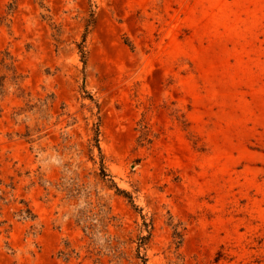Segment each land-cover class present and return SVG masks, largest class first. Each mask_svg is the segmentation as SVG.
Returning a JSON list of instances; mask_svg holds the SVG:
<instances>
[{
    "label": "rangeland",
    "instance_id": "obj_1",
    "mask_svg": "<svg viewBox=\"0 0 264 264\" xmlns=\"http://www.w3.org/2000/svg\"><path fill=\"white\" fill-rule=\"evenodd\" d=\"M0 60V264H264V0H0Z\"/></svg>",
    "mask_w": 264,
    "mask_h": 264
},
{
    "label": "trees",
    "instance_id": "obj_2",
    "mask_svg": "<svg viewBox=\"0 0 264 264\" xmlns=\"http://www.w3.org/2000/svg\"><path fill=\"white\" fill-rule=\"evenodd\" d=\"M0 64H1L3 67H5V68L8 69V66H7V64L5 63V60H0ZM1 87H2V85L0 84V89H1ZM102 176H103V177L105 176L104 172H102Z\"/></svg>",
    "mask_w": 264,
    "mask_h": 264
}]
</instances>
